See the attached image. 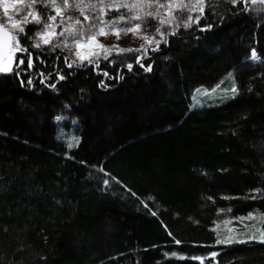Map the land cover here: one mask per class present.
Returning a JSON list of instances; mask_svg holds the SVG:
<instances>
[{
    "label": "trees",
    "instance_id": "16d2710c",
    "mask_svg": "<svg viewBox=\"0 0 264 264\" xmlns=\"http://www.w3.org/2000/svg\"><path fill=\"white\" fill-rule=\"evenodd\" d=\"M249 2L205 0L158 50L83 66L26 25L24 64L0 78V264H264V17ZM233 74L232 99L192 109ZM245 219L249 237L225 243L217 223Z\"/></svg>",
    "mask_w": 264,
    "mask_h": 264
},
{
    "label": "rangeland",
    "instance_id": "374dc122",
    "mask_svg": "<svg viewBox=\"0 0 264 264\" xmlns=\"http://www.w3.org/2000/svg\"><path fill=\"white\" fill-rule=\"evenodd\" d=\"M56 2L61 4L63 3V0H56ZM69 2L71 3V0H69ZM112 2L113 0H104L105 5ZM116 2L119 3L121 0H116ZM123 2L134 4L137 3L138 0H123ZM179 2L180 0H159L158 4L151 5L145 2L131 11L128 8H120L119 11H124L125 17L139 15L142 19H132L129 22H120L110 29L105 25L114 19L111 21L106 20L105 14L98 11L101 7L98 0H92V3H96L97 9L93 10L91 8H85L84 16L90 17L89 19H85L84 16L80 14L79 9L74 10L71 8L77 13V18H80L81 20L80 23H76V18H67L56 24H52V29L49 30V33L44 39L51 41V43L47 44L54 43L68 60L78 66H83L86 63L91 64L102 62L106 60L104 58L105 56L108 59L128 52H140L141 54L139 55L142 56L146 53V50L151 49L154 51L153 49L157 47L158 41L160 46L165 42L166 37L172 34L173 31L176 29H186L187 27L184 26L185 23H191V21L187 20V17L192 16L194 10H197V7L194 5L198 4L199 0H184V3L189 4V8L182 12L176 10V4ZM85 3H88V0H85ZM28 4L29 1L27 0H0V22H3L5 27L9 25L10 30L19 27L23 22V10ZM159 4H164L165 7L161 8L159 7ZM81 8H84L83 4L81 5ZM5 9H7V11H5ZM105 11L112 12L113 10L105 8ZM149 12H158L159 15L153 18L147 15ZM247 12L253 19L258 21L262 20L264 17V0H250L247 5ZM173 17L176 18L174 19ZM31 19L32 17L30 16L29 20ZM161 20L166 21V23L161 24ZM136 24H140L141 27L135 30V34L132 31H128L127 34H124V32L121 31L120 37L117 39L115 34L116 31L131 28ZM101 27L104 28L107 35H101L99 33V28ZM69 30H74L80 38V47H77L72 38L68 35ZM60 32H64V35L60 36L51 34ZM93 34H95V39L89 40L88 38ZM36 38H38L39 44L46 45L37 34ZM120 49H139V51L121 52ZM77 53H79V55H77ZM251 61L255 63L258 62L257 59L253 60L252 58ZM231 77L232 78L229 80L226 79L225 84L215 90L200 91L199 93H196L192 100V109H202L205 107L212 108L222 105L224 102L232 99L235 96L236 91H232V89H235L234 74ZM257 224L258 221L254 220L253 222V220L250 221L249 219L225 220L218 222L217 227L219 228L218 232L225 234L226 238H228L225 243L232 244L245 241L249 237L247 233L248 230L253 225ZM257 233L260 234L259 238L256 240L261 241L264 239V233L262 231ZM236 236L240 239H236ZM222 243L225 244L224 242H220L219 244Z\"/></svg>",
    "mask_w": 264,
    "mask_h": 264
},
{
    "label": "snow or ice",
    "instance_id": "6c2138e0",
    "mask_svg": "<svg viewBox=\"0 0 264 264\" xmlns=\"http://www.w3.org/2000/svg\"><path fill=\"white\" fill-rule=\"evenodd\" d=\"M99 4L101 5V7L98 9L99 12H103L105 15L107 14V12L105 11V8H107L108 10H113V11H119L120 8H128L130 11L134 8L139 7L142 3H149L151 4H158L159 0H138L137 3L134 4H127L124 3L123 0H121V2L117 3L116 0H113L112 3H109L107 5H105L104 0H98ZM229 2L231 3H243L244 0H229ZM84 5V8H81V5ZM204 4H205V0H199V3L194 5L195 7L199 8L200 12L204 11ZM40 5L41 8H48L51 7L55 10L56 14L52 15V16H46L45 13L40 12V11H36V14L33 15V10H36V6ZM159 7L163 8L165 7L164 4H159ZM69 8L72 9H79L80 14L82 16H84V10L85 8H91L93 10L97 9V5L96 3H92V0H88V3H85V0H71V3L69 2V0H63L62 5H57L56 4V0H30L29 4L26 6V8L23 10L24 11V17H23V22L20 24L19 27H15L11 30H9L8 32H4L3 28L5 27L3 22H0V73L3 72H8L11 71V68L6 66V62L9 61L10 59L15 58V53L17 51L19 52H27L28 49L23 47L20 40L22 36H26V30L25 27L28 23H34L36 25H40L41 29L40 31L37 33V35L43 40L44 43H51V41L44 39V37L49 33V30L52 29V22L56 21L57 16H61L63 15L64 12H67ZM189 8V4L184 3V0H180V2L178 4H176V10L177 11H184L187 10ZM5 11H7V9H5ZM148 16H151L153 18H155L157 15H159L158 12L153 13V12H149L147 13ZM32 17L31 20H29V17ZM46 17V20H45ZM85 19H89L90 17L88 16H84ZM99 18V17H97ZM174 19L176 17H173ZM68 19H72V17H68ZM135 19V20H141L142 17H140L139 15H135L132 17H125L124 15L119 16L118 18L114 19L113 21L107 23L105 26L108 28H113L115 27L118 23L120 22H129L130 20ZM193 19V17L189 16L187 17L188 21H191ZM196 23L199 24L200 22V17H195ZM50 21V22H48ZM170 22V21H168ZM76 23L79 24L80 20L77 19ZM161 24L166 23V21L161 20L160 21ZM185 27H191L190 23H185L184 25ZM141 27L140 24H136L131 28H126V29H122V30H118L116 31V36L117 39H119L120 37V33L121 31L124 32V34H127L128 31H132L135 34V30L139 29ZM204 30V29H201ZM159 32V29H158ZM99 33L101 35H107V33L104 31V28L101 27L99 28ZM52 35H60L63 36L64 32H60V33H51ZM176 33L173 32L172 35H175ZM68 35L72 38L73 42L77 45V47L81 46V40L78 37V35L75 33L74 30H69L68 31ZM7 38V39H6ZM89 40H94L95 39V34H93L91 37L88 38ZM146 39V37H145ZM34 47H40L39 43H36L33 45ZM103 47V46H102ZM115 47V46H113ZM159 48V41L157 42V47L155 50H158ZM121 52L124 51H139V49H120ZM77 55H79V53H77ZM29 57H31V53L29 52ZM105 59H107V57H104ZM251 58L253 60H256L258 58L257 53L255 51V49L252 50V54H251ZM83 59V58H82ZM143 57H138L137 58V62H139L140 60H142ZM91 62V61H90ZM24 64V57L21 56L18 58L17 61V67H19L20 65ZM73 64H68V67H72ZM141 67H145L143 64L140 65ZM34 67V63L32 61V59L28 60V68L31 69ZM98 67V65H97ZM129 70H132V65L128 64L127 65ZM146 71H151V65L147 66V68L145 69ZM20 73L17 72L16 75H19ZM105 76L108 75V73H104ZM60 79H64L63 76L59 77ZM28 84H31L32 81L29 80L27 82ZM52 87H55V85H52ZM233 92H235V89H232ZM57 119H59V117H57ZM109 184V180L105 179L104 180V185L107 186ZM133 195H135L133 193ZM147 207V205H145ZM153 215H156L155 212L152 213ZM262 243H264V239L261 240ZM176 243H180L179 241H176ZM175 255V254H173ZM216 255H218L217 253H212L211 257H215ZM183 258V257H180Z\"/></svg>",
    "mask_w": 264,
    "mask_h": 264
},
{
    "label": "water",
    "instance_id": "95a60500",
    "mask_svg": "<svg viewBox=\"0 0 264 264\" xmlns=\"http://www.w3.org/2000/svg\"><path fill=\"white\" fill-rule=\"evenodd\" d=\"M3 31L4 32H7L4 29H3ZM155 54H158V52H156ZM21 56H22V53L16 52L15 53V58L10 59L9 61L6 62V66L9 67V68H11V71L0 73V78H7V77H9L11 75V72H12V70L14 68V64H15L14 61H15V59L18 58V57H21ZM87 67H88V65H87Z\"/></svg>",
    "mask_w": 264,
    "mask_h": 264
},
{
    "label": "bare ground",
    "instance_id": "6f19581e",
    "mask_svg": "<svg viewBox=\"0 0 264 264\" xmlns=\"http://www.w3.org/2000/svg\"><path fill=\"white\" fill-rule=\"evenodd\" d=\"M172 36H173L172 34L169 35V37H172ZM166 38H167V37H166ZM165 41H166V39H165Z\"/></svg>",
    "mask_w": 264,
    "mask_h": 264
}]
</instances>
